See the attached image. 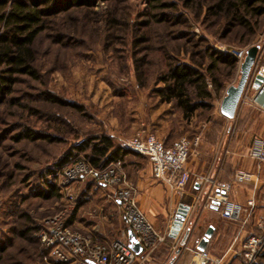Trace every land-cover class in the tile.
<instances>
[{"label":"rangeland","instance_id":"obj_1","mask_svg":"<svg viewBox=\"0 0 264 264\" xmlns=\"http://www.w3.org/2000/svg\"><path fill=\"white\" fill-rule=\"evenodd\" d=\"M160 4L172 7L159 9L149 0H97L93 6L70 7L45 20V29L33 45L36 79L17 76L12 93L0 103V238L7 237L0 241L4 249L0 264H44L36 236L39 226L52 218L65 221L72 233L96 227L111 239L119 238V228L100 220L98 201L91 195L90 201L81 197L85 188L98 184L90 179L75 184L72 208L60 193L56 177L47 175L48 170H55L59 158L74 153L72 148L88 137L110 134L123 143L143 131L167 143L198 135L200 141L216 144L219 138L229 137L230 131L242 144L237 153H245L255 133L233 125L219 113L225 90L239 79L241 61L237 58L232 67L217 66L215 78L222 87L218 93L207 78L212 97L188 123L182 121L174 104L163 103L157 90L164 87L159 77L169 65L201 63L200 72L205 74L208 51L234 56L257 46L260 63L264 15L254 17L241 9L245 26L232 11L241 6V0H163ZM250 88L249 76L234 116L246 95L247 101L257 103L252 102L255 95L249 97ZM48 96L64 104L49 102ZM28 133L41 138L15 141L16 136ZM238 155L237 169H241L246 157ZM121 161L126 172L137 175L148 167L145 157L129 154ZM129 177L139 192L142 186ZM49 185L55 188L52 197L37 195L46 193ZM81 235L94 241L88 234ZM227 243L223 237L217 246L222 250ZM171 261L173 257L167 263ZM256 264H264V257Z\"/></svg>","mask_w":264,"mask_h":264},{"label":"crops","instance_id":"obj_2","mask_svg":"<svg viewBox=\"0 0 264 264\" xmlns=\"http://www.w3.org/2000/svg\"><path fill=\"white\" fill-rule=\"evenodd\" d=\"M248 92L250 98L256 93L252 88ZM246 96L237 115L232 119H225L231 121L233 125L237 123L239 127H248L249 131L255 133L253 136L264 137V94L258 98L255 104L250 100L247 101ZM253 112L258 116L255 114L254 117H250ZM205 128L207 129V127ZM229 132L227 133L229 137L219 138L216 144H209L202 139L192 150L186 163L191 177L181 198L168 191L162 182L152 179L149 164L142 175L127 170L128 176L136 178L139 182L138 185L142 186L137 194L140 210L152 226L154 233L162 237V241L157 242L149 258L138 264H166L171 257L174 258V262L171 261L169 264H189L191 253L196 250V246L208 226L213 227V233L205 250L212 257L218 258L220 264L229 262L237 264L241 239L252 233L256 218L264 219V164L254 162L248 157L253 136L249 140L245 153L242 152L244 153L242 154L237 153V146H242L237 140V134ZM238 154L246 157L241 162L243 163L241 169H237V164L240 161ZM237 171L248 173L249 179L244 182L234 181L233 176ZM207 180H211L212 184ZM221 190L225 191L223 194L225 198L246 207L245 213L238 222L224 221L219 217L218 208L214 210L210 207L211 201L221 197ZM110 192L111 190L108 188L98 185L95 188H85L81 197L84 201H90V195L92 199H96L100 220L107 226L119 228L121 233L117 239H123L128 243V230L117 202L106 197ZM248 201L253 203L252 208L246 206ZM179 205H185L189 210L179 234L176 238H171L169 231ZM78 227L83 229L81 226ZM189 227L191 234H188L179 252L175 253L179 247V241ZM162 231L164 236L159 235ZM123 232L125 235L122 237ZM79 233L88 234L95 242L106 245L117 240L111 239L112 236L104 235V230L96 229V227H92L90 231L80 230ZM223 237L228 239V243L220 250L217 244L222 241Z\"/></svg>","mask_w":264,"mask_h":264},{"label":"built area","instance_id":"obj_3","mask_svg":"<svg viewBox=\"0 0 264 264\" xmlns=\"http://www.w3.org/2000/svg\"><path fill=\"white\" fill-rule=\"evenodd\" d=\"M234 56L242 61L245 52L238 51ZM260 58H256L249 75L251 88L253 80L257 77L261 78L260 85L254 89L256 92L252 98L254 103L264 94V55L262 61L258 63ZM199 142L200 137L196 135L192 139L179 138L165 146L154 135L145 134L142 131L124 140L123 145L129 152L145 157L150 166L152 179L162 182L168 191L181 198L191 177L186 163ZM248 157L254 162L264 164V137L253 136ZM56 179L60 193L65 195L72 208L76 204L72 187L84 179H90L111 190L106 197L117 202L125 227L135 235L136 242L141 246V253L136 255L123 239H117L106 245L93 241L89 236L72 233L65 221L58 222L57 218H52L45 220L39 226L36 236L42 248L41 260L44 264H90V262L93 264H134L147 260L157 242L162 241V237L154 233L152 226L140 210L137 201V184L128 176L121 160L93 167L83 158H77L62 166L57 172ZM233 179L244 182L249 179V174L237 171ZM207 181L212 184L211 180ZM216 200L219 202V215L223 220L239 221L246 211V207L228 200L223 194ZM246 206L252 208L254 205L248 201ZM254 228L255 231L257 229L260 232L246 235L241 239L237 264H253L264 250V219L257 220ZM124 235L125 232L122 233V237ZM189 264H220V261L206 250H195L191 253Z\"/></svg>","mask_w":264,"mask_h":264},{"label":"trees","instance_id":"obj_4","mask_svg":"<svg viewBox=\"0 0 264 264\" xmlns=\"http://www.w3.org/2000/svg\"><path fill=\"white\" fill-rule=\"evenodd\" d=\"M97 0H0V25L3 30L0 32V103L12 93V87L17 81V76L26 75L31 78L37 77L32 64L34 59L33 45L40 33L45 29V20L48 17L57 15L61 10L70 7H90ZM107 2L110 0H99ZM155 3V7L164 9L172 7L170 4H160L163 0H149ZM215 8H219L216 6ZM245 10L254 17L264 15V0H241L240 7H233L232 11L237 16V21L246 26L244 15ZM143 41V38H141ZM209 64L205 69V74L200 72L203 64L194 63L192 65L177 64L169 65L167 72L159 77V81L164 84L162 89L157 90L158 96H162L163 103L174 104L177 113L184 122H189L195 112L200 107L206 106V100L212 97V92L207 89V78L211 82L214 91L218 93L221 85L215 78L216 68L220 63L227 66H234L237 62L235 56L231 54H218L216 52H206ZM49 102L64 104L55 96L46 98ZM26 137L29 139H39L32 133L18 135L15 141ZM34 137V138H33ZM165 146L170 145L162 141ZM72 152L59 158L53 168L48 170V176L57 175L58 170L73 161L77 155L83 154V158L93 167L108 164L111 161L123 160L126 155L143 157L129 152L123 145L110 134L93 135L82 140L72 148ZM55 188L49 185L46 193H39L42 198L53 196ZM252 233H257L253 227ZM23 232L21 233V235ZM3 235L0 241L6 240ZM4 249L0 247V253ZM264 257L263 252L257 257ZM256 259V260H257ZM256 260L253 264H256ZM62 264V263H55Z\"/></svg>","mask_w":264,"mask_h":264},{"label":"water","instance_id":"obj_5","mask_svg":"<svg viewBox=\"0 0 264 264\" xmlns=\"http://www.w3.org/2000/svg\"><path fill=\"white\" fill-rule=\"evenodd\" d=\"M259 47L252 46L245 51V56L239 65V79L236 85L229 86L225 90V95L222 97L220 106H219V113L222 117L226 119H232L235 115L237 106L239 101L242 97V94L245 90L247 85V81L249 79L250 71L255 63L257 58ZM261 82V78L257 77L253 80L252 88L256 89ZM221 194H224V190H221ZM219 206V202L217 200L211 201V208L216 210ZM189 208L185 205H179L176 214L173 218L171 228L169 231V237L176 238L179 234L183 223L185 221L186 215L188 213ZM189 229L185 230L181 240L179 241V247L175 253H178L181 246L185 243V240L188 237ZM213 233V227L208 226L203 233V236L200 238L196 250L197 251H204L209 239L211 238ZM128 236V246L130 249L136 254L139 255L141 253V246L139 243L136 242L135 235L131 230L127 231ZM90 264H93L90 262Z\"/></svg>","mask_w":264,"mask_h":264}]
</instances>
